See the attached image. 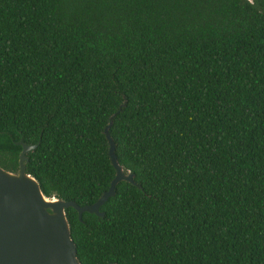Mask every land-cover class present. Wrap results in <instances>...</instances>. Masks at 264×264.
Instances as JSON below:
<instances>
[{"label":"trees","instance_id":"1","mask_svg":"<svg viewBox=\"0 0 264 264\" xmlns=\"http://www.w3.org/2000/svg\"><path fill=\"white\" fill-rule=\"evenodd\" d=\"M65 210L80 264H264V0H0V167Z\"/></svg>","mask_w":264,"mask_h":264},{"label":"water","instance_id":"2","mask_svg":"<svg viewBox=\"0 0 264 264\" xmlns=\"http://www.w3.org/2000/svg\"><path fill=\"white\" fill-rule=\"evenodd\" d=\"M110 124L104 134L116 173L108 190L93 205L80 207L72 201L44 196L37 180L26 172V153L33 146L21 143L15 173L0 167V264H80L65 210L73 208L79 220L83 213L102 217L99 208L114 195L117 183H132V174L124 172L114 154Z\"/></svg>","mask_w":264,"mask_h":264}]
</instances>
